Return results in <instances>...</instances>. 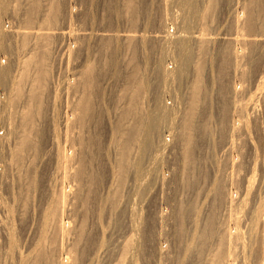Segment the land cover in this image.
Instances as JSON below:
<instances>
[{
  "label": "rangeland",
  "instance_id": "obj_1",
  "mask_svg": "<svg viewBox=\"0 0 264 264\" xmlns=\"http://www.w3.org/2000/svg\"><path fill=\"white\" fill-rule=\"evenodd\" d=\"M128 1L0 0V138H4L0 143V264H30L34 259L45 264L49 255L53 256L50 264L56 263L60 235L56 228H44L42 218L61 200L63 191L70 194L62 200L61 218L69 227L77 225L78 231L71 230L72 235L64 238L62 253L80 256L79 264H116L122 252L126 255L123 264H210L220 241L222 264H264V91L258 94L254 111L251 102L264 48H253L250 43L264 31L250 33L247 23L250 13L259 16L257 23L264 21V0H219L203 20L199 16L208 0H193L196 11L182 7L186 0H135L130 9ZM56 2L60 5L56 24L47 27L45 9ZM182 22L189 26L183 28ZM204 24L208 28L202 31ZM46 33H50L44 58L48 71L42 84L38 154L35 157L26 151L18 156L20 160L12 149L34 74L30 69L28 79L20 81L21 63L40 51ZM166 33L189 40L184 46L191 52L192 63L179 80L175 73L181 51L174 39L164 44L160 37ZM199 37L208 41L203 58L206 90L198 105L192 153L185 160L181 132L195 80ZM233 39L246 41L235 43ZM158 62L164 73L173 75L159 83L153 71ZM89 65L94 71L87 87L83 81ZM76 81L79 90L72 89ZM136 82L144 84L143 90L130 105ZM17 87L23 92L19 102L12 98ZM157 88L160 108L166 110V105L171 113L160 128L154 151L147 153L144 123L139 120L155 114L151 96ZM88 95L91 107L81 125L66 128L65 120L71 117L78 97L85 101ZM127 109L131 112L125 116ZM119 125L124 138L136 125L143 130L140 139L137 136L130 142L127 156L119 151ZM164 142L170 144L162 150ZM69 153L70 160L64 165L63 157ZM122 156L127 165L124 178H118L119 162L125 161ZM26 173L36 177L35 187L28 186ZM250 176L257 179L255 199L243 192L242 183ZM142 184L144 189H139ZM239 200L244 203L238 214ZM256 212L261 216L258 221ZM235 216L240 217L238 228L246 239L241 238L244 246L229 257L230 232V250L236 246ZM250 227L255 229L252 235L247 234ZM74 235L80 236L73 239ZM6 238L14 242L11 249Z\"/></svg>",
  "mask_w": 264,
  "mask_h": 264
},
{
  "label": "bare ground",
  "instance_id": "obj_2",
  "mask_svg": "<svg viewBox=\"0 0 264 264\" xmlns=\"http://www.w3.org/2000/svg\"><path fill=\"white\" fill-rule=\"evenodd\" d=\"M182 2H183V0H181ZM219 0H208L207 1V4H206V6L205 7H203V11H201L202 13H201V15L199 16V17H201V19L200 20H203V19H205V18H207V16L209 15V13H211L212 11H211V9L213 8V6L214 5H217L216 4V2H218ZM54 2V1H53ZM129 2V6L127 7V8H129L130 9V7H131V4L132 3H134V2H136L135 0H129L128 1ZM175 2V1H174ZM258 2V1H257ZM57 3V2H56ZM56 3L55 4H53V8L52 7H49L48 9H45V11H46V13H45V19H44V24L45 25H47V27H48V25H52V26H54L55 24H56V16H57V14H58V11H59V6H58V3H57V5H56ZM176 3H178V2H176ZM184 4H182L183 6L182 7H184V6H187V8L189 9V10H195L196 11V8H198V7H196V5L197 4H195V6H194V1L193 0H186L185 2H183ZM254 4V3H253ZM49 5V4H48ZM175 5V4H174ZM176 5H178V4H176ZM176 5H175V9H179L180 7H176ZM179 6V5H178ZM262 6V5H261ZM215 7V6H214ZM5 8V7H4ZM174 8V7H173ZM186 8V9H187ZM185 9V8H184ZM134 11L135 9H134V7L132 6V8H131V11ZM215 10V9H214ZM33 11H35V9L33 10ZM257 11H258V7H257ZM51 12V13H50ZM31 13H33V12H31ZM36 13V12H35ZM258 13V12H257ZM49 14H51V15H49ZM250 14H252V15H250V17H249V19H247L248 20V22L247 23H249V26H248V29H249V32L251 33V31H253V30H255V31H253V32H262V31H264V21H261V22H259L258 21V23L256 22L257 21V19H258V17L256 16V15H254L253 13H250ZM261 14V13H260ZM237 15V14H236ZM248 16V15H247ZM239 17V16H238ZM264 17V16H263ZM210 19V18H209ZM237 19V21L235 22V25L236 26H238V18H236ZM264 20V19H263ZM27 22H28V20H27ZM181 25H182V27L183 28H186V27H188L189 26V24H187V23H184V22H182L181 23ZM247 25V24H246ZM253 27H255V28H253ZM207 25L206 24H204V26H203V30L202 31H204V30H207ZM48 29V28H47ZM45 32V31H44ZM53 33V32H52ZM17 34V33H16ZM50 33H46V35L45 36H47V37H45L44 39H43V42H41V44H43V45H41L40 46V51H36V53H34V55H33V57H28L27 58V60H25V61H23L22 63H21V72H20V81H23V80H25V79H28L27 77H29V74H30V69H33V71H34V74L33 75H31L32 76V78H31V80H30V82H31V87H30V89H29V91H28V95H27V100H26V103L24 104V108L22 109V111L19 113V124H18V128H19V135L17 136V138H16V145L14 146V148L12 149V154L14 153V155L17 157V158H19L18 156H21V154L23 153V152H26V151H30L31 152V154H33L34 156L35 155H37L38 153L36 152V150H38L37 148H38V142H39V140H38V138H40V134H41V131H42V127H41V124H40V120H41V115H42V108H41V104H42V91H43V82H44V80H46V76H47V71H48V69H47V66H46V69H45V65H44V58H45V56H46V52H47V49H48V40L50 39L49 37H50V35H49ZM56 34V33H55ZM257 36H259V37H257ZM127 37V36H126ZM48 38V39H47ZM161 38V40L164 42V44L168 41V43H171L172 42V40L174 41V43H175V46L177 47V49L178 50H180L181 51V60H180V62L178 63V66H177V69H176V77H178L177 79L179 80V79H181V77L183 76V74L186 72V69H187V66L189 65V63L191 62L192 63V61L190 60L191 58H192V56H191V52L189 53L188 51H187V45L186 46H184L185 45V43L187 42V41H189L188 39H185L184 37H182L181 36V34L180 35H174V37H169V35H168V33H166V35H163L162 37H160ZM172 39V40H171ZM189 39H191L190 37H189ZM23 39H21V41H22ZM42 41V40H41ZM161 41V42H162ZM195 41V40H194ZM197 43H198V56H199V58H198V62H196V64H195V66L193 67L194 68V74H195V80H194V83H193V86H192V88H191V94H190V100H189V102H188V112H187V117H185V121H184V125H183V131L181 132L182 134H181V136H182V139H181V141L180 142H182V144H181V146H183L182 147V150L184 151L183 153L185 154V156H186V159L185 160H189L190 159V157H189V155H191V153H192V151H191V146L194 144V139H193V136H192V133L194 132V130L197 128V118H199V110H198V105H199V103H200V100L202 99L201 97L204 95V92H205V90H206V86H205V79H203L204 77H203V75L205 74L204 72L206 71L205 70V67H206V65H205V63H204V61H203V58H204V56H205V53H206V51L205 50H207L206 49V44L208 43V41H207V39H205L204 37L202 38V37H199L197 40ZM246 40L245 39H242V40H239V39H233V42H235V43H238V42H242V43H244ZM24 42V41H23ZM173 43V42H172ZM250 43L252 44V45H254V47L253 48H255L256 46H262V48H264V33L263 34H258V35H254V37L251 39V41H250ZM50 44V43H49ZM167 44V43H166ZM39 47V46H38ZM43 48V49H42ZM168 51V50H167ZM259 52V51H258ZM234 54H235V52H234ZM252 54V53H251ZM238 55V54H237ZM237 55H235L236 57H234V58H236V59H239L238 57H237ZM261 55V54H260ZM259 56V55H258ZM264 57V56H263ZM242 58V57H241ZM233 61H235V60H233ZM262 61V60H261ZM236 62H238V60H236ZM19 63V62H18ZM250 66V65H249ZM263 67L261 68V69H259L258 71H256L255 72V79H254V85H255V92H254V95H253V98H252V111H254L255 110V102H257V96H258V94L261 96V92H263L264 91V75H260V74H264L263 72H264V59H263V65H262ZM259 67V66H258ZM253 68V67H252ZM47 70V71H46ZM156 71V79H157V83H159L160 81H166V79H167V77L168 78H170V77H172L173 75H172V72H168V75H167V72L165 71V73H164V71L162 70V65H161V63H157V65L155 66V69L153 68V71ZM167 70V69H166ZM94 71V69H93V66L92 65H89L88 67H87V70L84 72V78H85V82L83 81V85H85V86H87L88 84H89V79H90V75H91V73ZM154 71V72H155ZM6 73V72H5ZM32 73V72H31ZM1 74V73H0ZM257 74L259 75V76H257ZM73 75V74H72ZM76 75V74H75ZM74 75V76H75ZM94 75V74H93ZM170 75H172V76H170ZM77 76H79V75H77ZM206 77V76H205ZM134 78V77H133ZM76 80V79H75ZM134 80V79H133ZM92 81V80H91ZM178 82V81H177ZM207 82V81H206ZM45 83V82H44ZM71 83V82H70ZM77 83L79 84V81H76V82H73V86H72V89H78V87H79V85H77ZM161 83H164V82H161ZM133 86V85H132ZM143 86H144V84L142 85V83H137L136 82V84L133 86L134 87V91H133V93H132V95H131V97H130V99H129V103H130V105H131V103L133 104V102L135 101V99H137L138 98V96H139V94H140V88H142L141 90H143ZM158 86V85H157ZM71 87V86H70ZM88 87V86H87ZM146 87V86H145ZM156 87V86H155ZM88 89V88H87ZM133 89V88H132ZM147 89H148V85H147ZM79 90V89H78ZM155 91H154V94H153V96H151L152 97V100H153V109L152 110H154L155 111V114L154 115H146L145 114V117H142V118H140V120L139 121H141V122H143L144 123V128H143V130H144V132H145V137H144V139H143V141H145L144 142V144H143V148H144V152H147V153H149V151L150 152H152L151 150H153L154 151V149H155V146H156V138L157 137H159V131H160V128H161V126L163 125L164 126V124L166 123V118L168 117V116H166L167 114H169V113H171V111L170 110H168V108L170 109V107H166V105L164 106L165 107V109L166 110H162L161 108H160V105H159V103H160V97H161V94H160V91H159V89L157 88V89H154ZM223 91V90H222ZM257 91H259V92H257ZM142 92V91H141ZM236 92H238V90L235 88L234 89V93L236 94ZM220 93H221V91H220ZM23 94V92H22V89L21 88H19V87H17L16 89H15V91L13 90L12 91V98L14 97V101H16V102H19V99L21 98V95ZM82 94V93H81ZM203 94V95H202ZM130 95V94H129ZM243 95V94H242ZM164 96V95H163ZM11 98V99H12ZM92 99V98H91ZM91 99H90V95H88L87 97H86V99H85V101L83 100V97H78V99H77V101H76V104H75V106L72 108V111H71V117L70 118H68V116H67V119L65 120V127L66 128H68L69 129V127L70 126H73L74 127V125L75 124H78V126H80L81 125V123H82V120L84 119L83 117H86V115H87V112L90 110V107H91ZM263 99H264V97H263ZM131 100V101H130ZM249 100H250V98H249ZM128 103V104H129ZM225 103V102H224ZM259 103V102H258ZM8 104H11V102H10V100H9V102H8ZM14 104V103H13ZM257 104V103H256ZM137 105V104H136ZM133 106V105H132ZM223 106V105H222ZM239 106V105H238ZM225 106H223V108H224ZM248 107V106H247ZM75 108V109H74ZM131 108V107H130ZM129 108V109H130ZM134 108V107H133ZM132 109V108H131ZM222 109V108H221ZM225 109V108H224ZM249 109H251V108H249ZM133 110V109H132ZM135 110H136V108L134 109V111H128V109H127V111L125 112V116H127V114L128 113H135ZM173 110V109H172ZM76 111V113H74ZM202 111V110H201ZM207 111V110H206ZM258 111V110H257ZM19 112V111H18ZM212 112V111H211ZM66 113H67V111H66ZM173 114V113H172ZM186 114V113H185ZM219 114H220V112H219ZM257 115V114H256ZM123 116V115H122ZM121 116V117H122ZM212 116V115H211ZM220 116H223V115H220ZM225 116H226V114H225ZM17 117V116H16ZM207 117H209V116H207ZM66 118V117H65ZM127 118V117H126ZM212 118V117H211ZM211 118H209V119H211ZM218 118V117H217ZM226 118V117H225ZM121 119V118H120ZM123 119H124V117H123ZM219 119V118H218ZM222 119H224V118H222ZM222 119H221V121H222ZM69 120H70V123H69ZM54 121V120H53ZM138 121V122H139ZM207 121H209L208 119H207ZM201 122V121H200ZM143 123H141V124H143ZM203 123V122H202ZM207 123V122H206ZM204 124V123H203ZM69 125V126H68ZM207 125V124H206ZM237 125V124H236ZM76 126V125H75ZM120 126L121 125H119V128H120ZM203 126V125H202ZM208 127V126H207ZM206 127V128H207ZM222 127V126H221ZM15 128V127H14ZM77 128V127H76ZM118 128V129H119ZM199 128H201V127H199ZM246 128V127H245ZM202 129H204L203 127H202ZM201 129V130H202ZM72 130V129H71ZM140 130H142V128L140 129ZM139 126H135V127H133V129H132V131L130 132V134L127 136L126 135V137L124 138V135H123V132H122V130H121V128L118 130V137L117 138H119L120 139V142H119V144L118 145H120V152L124 155V156H127V154H129V146H130V142H134V140L135 139H137V136H138V138L140 137V135L141 134H139ZM143 130H142V132H143ZM206 130V129H205ZM254 130V129H253ZM66 131H67V129H66ZM203 131V130H202ZM141 132V133H142ZM204 132H206V131H204ZM220 132V131H219ZM207 133V132H206ZM211 133V132H210ZM209 133V134H210ZM15 134V133H14ZM139 134V135H138ZM143 134V133H142ZM184 134V135H183ZM204 134V133H203ZM208 134V133H207ZM0 136H3V135H0ZM144 136V135H143ZM205 136V135H204ZM243 136V135H242ZM263 136H264V134L262 135V138H263ZM210 138V137H209ZM222 138V137H221ZM255 138V137H254ZM124 139V140H123ZM140 139V138H139ZM258 139H259V137H258ZM261 139V138H260ZM196 140V139H195ZM252 140H254V139H252ZM264 141V140H263ZM4 143V138H0V143ZM232 142V141H231ZM254 142V141H253ZM252 142V143H253ZM258 142V141H257ZM3 143H2V145H3ZM71 143H73V142H71ZM263 143V142H262ZM135 144H137V143H135ZM167 144H170V142L169 143H166V142H164V143H162V150H164L166 147H167ZM220 144V143H219ZM253 145V144H252ZM73 146V144H71V149L73 148L72 147ZM254 146V145H253ZM158 147V146H157ZM258 147V146H257ZM256 147V148H257ZM264 147V146H263ZM198 148V147H197ZM252 148H255V147H252ZM143 150V149H142ZM141 150V151H142ZM253 150V149H252ZM256 151V150H255ZM29 152V153H30ZM73 152V151H72ZM143 152V151H142ZM141 152V153H142ZM34 153H36V154H34ZM256 152H254V154H255ZM70 154V156L68 155H64V157H63V164L65 165V163H67V162H69V158L71 157V153H69ZM258 154V153H257ZM13 155V156H14ZM32 155V156H33ZM184 156V157H185ZM188 156V157H187ZM15 157V158H16ZM36 157V156H35ZM183 157V158H184ZM21 158V157H20ZM19 158V159H20ZM252 158V157H251ZM254 158H255V156H254ZM121 159H123V160H125V161H122V162H119L120 164L118 165V170H117V175H118V178H121V177H123L124 178V175H125V170H126V157H121ZM16 160V159H15ZM21 160V159H20ZM33 160V159H32ZM184 160V159H183ZM185 160H184V162H185ZM253 160V159H252ZM251 160V161H252ZM254 160H257V159H254ZM261 164V163H260ZM129 166V165H128ZM253 166H255V161H254V165ZM263 166V165H262ZM241 167V166H240ZM117 168V167H116ZM31 169V168H30ZM232 170V169H231ZM28 171V170H27ZM79 171V170H78ZM30 172H32V169H31V171ZM250 172L252 173V174H254V168H252L251 170H250ZM32 174V173H31ZM26 175H27V177H26V181H27V184H28V186L29 187H31V188H33V187H35V183H34V180L36 179V177H35V179L33 178V176L32 175H28L27 173H26ZM25 175V176H26ZM246 175V174H245ZM77 178H78V175L76 176ZM256 177H249V178H245L244 180V182L242 183V184H244L245 186H244V190H243V192H244V196H246L247 195V197L249 196V194L251 193V195L253 196V198L255 199L256 198V195H258V194H255V192H257V179H255ZM33 179V180H32ZM243 179V178H242ZM120 180V179H119ZM231 180V179H230ZM235 181V180H234ZM36 182V181H35ZM232 182V181H231ZM215 184V183H214ZM234 185V184H233ZM260 186V185H259ZM143 187H145V185H140V188L139 189H141V188H143ZM30 188V189H31ZM29 189V190H30ZM144 189V188H143ZM143 189H142V191H143ZM76 190V189H75ZM138 190V189H137ZM215 192V191H214ZM240 192H242V191H240ZM198 193V192H197ZM229 193H231V192H229ZM258 193V192H257ZM69 195L68 194V192H66L65 193V191H63L62 192V194H61V200L59 199V202H57V204H55L56 206H54V208L53 209H51L50 211H48V212H46L45 213V215H44V218H42L43 219V225L45 224V227L44 228H52V229H57V232L59 233V237H60V240H61V243H60V247L58 248L59 249V256H58V260H56V263H54V264H79V261H80V259H81V257L79 256V258H75V256H73L74 254H72V255H69V251L68 250H66V251H68L67 253H62L63 252V240H64V238L66 237V236H69L70 234H71V230H72V233H74L75 231H78V227H77V225L76 226H73V227H69V224L66 222H64L63 220H62V218H61V213H62V211H64V205H63V202H62V200L65 198V195ZM219 194V193H218ZM229 195V194H228ZM239 195H241V194H239ZM219 196V195H218ZM232 197V196H231ZM230 197V198H231ZM235 197V196H234ZM246 197V198H247ZM263 197V196H262ZM229 198V197H228ZM230 198H229V200H230ZM240 198V197H239ZM243 199V198H242ZM228 200V201H229ZM236 200H237V198H236ZM241 200V199H240ZM239 200V202H238V209H237V211H238V214H239V212H240V210H242V208L240 209V206H241V202H243L244 203V201L242 200V201H240ZM257 200V199H256ZM255 200V201H256ZM211 201V200H210ZM213 201V200H212ZM231 201V200H230ZM229 201V202H230ZM235 201V200H234ZM238 201V200H237ZM260 201V200H259ZM214 203H215V201H214ZM232 203V205H233V202H231ZM230 203V204H231ZM256 203V202H255ZM248 204V203H247ZM253 204H254V202H253ZM260 204H263V202L262 203H260ZM260 204H257V205H260ZM79 206V205H78ZM256 206V205H255ZM235 207V206H234ZM260 207H262V206H260ZM229 208V207H228ZM244 208V207H243ZM254 208V207H253ZM253 208H251V209H253ZM255 208H257V207H255ZM230 209V208H229ZM250 209V210H251ZM257 210V209H256ZM230 211H231V209H230ZM255 211V210H254ZM258 211V210H257ZM80 212V211H79ZM249 212H251V211H249ZM257 213V212H256ZM255 213V219L257 220V219H260L259 217H261V216H259L260 214H259V212L256 214ZM241 214H242V212H241ZM254 214V213H253ZM243 215V214H242ZM250 215V214H249ZM248 215V216H249ZM231 216V215H230ZM250 218H251V215L249 216ZM231 218V217H230ZM239 216H235V218H233L234 219V221H233V226H234V223L236 222V228L238 229H236V234H234L235 236H234V242H236V243H234L236 246L234 247L233 245V249L234 250H230V248H231V240H232V238L231 237H233L232 236V234H231V232L230 231H228V232H230L229 233V235H227V242H228V247H227V250H228V254H229V257H231L232 256V252L234 251L235 252V249L237 250V248L238 247H240V248H238L239 250L240 249H242V247L244 246H241V242H240V240H241V231L239 230L240 228H238L239 226L238 225H240L239 224ZM132 219V218H131ZM159 219H160V217H159ZM229 219V218H228ZM252 219V218H251ZM254 219V218H253ZM254 219V220H255ZM139 220H140V218H139ZM253 220V221H254ZM255 220V221H256ZM4 221V220H3ZM245 221V220H244ZM253 221H252V223H253ZM255 221H254V225H255ZM258 221V220H257ZM76 222V221H75ZM139 222V221H138ZM3 223V222H2ZM207 223V222H206ZM252 223H250V224H252ZM258 223V222H257ZM4 224H6V223H4ZM4 224H2V225H4ZM133 224V223H132ZM131 224V225H132ZM232 224V223H231ZM73 225V224H72ZM212 225V224H211ZM246 225V224H245ZM8 227V225H5L4 227ZM133 226V225H132ZM210 226V225H209ZM252 226V225H251ZM75 227H77V228H75ZM131 227V226H130ZM255 227V226H254ZM254 227H250V231L248 230L247 232V234H249L250 233V235H252V233L255 231V229H254ZM2 228V227H1ZM43 228V227H42ZM43 228V229H44ZM233 229H235V228H233ZM263 229H264V224H263V228H262V234H263ZM6 230V229H5ZM8 230V229H7ZM43 231V230H42ZM45 231V230H44ZM81 231V230H80ZM79 231V232H80ZM5 232V231H4ZM7 232V231H6ZM46 232V231H45ZM44 232V233H45ZM56 232V233H57ZM227 232V233H228ZM258 233V232H257ZM8 235V234H7ZM42 235H43V233H42ZM72 235V234H71ZM77 235V234H76ZM260 235H261V233H260ZM80 236V235H79ZM79 236H77V237H79ZM254 236V235H253ZM10 237V236H9ZM58 237V238H59ZM74 237H75V235L73 236V239H74ZM77 237H75V239H78ZM245 237V236H244ZM242 238V239H246V238ZM255 237V236H254ZM47 238V237H46ZM67 238V237H66ZM134 238V237H133ZM248 238H249V235H248ZM6 239H8V243H7V246H8V249H11L12 248V245H13V240L11 239V238H6ZM5 239V240H6ZM44 239V238H43ZM4 240V241H5ZM68 240V239H67ZM102 240V239H101ZM129 240V239H128ZM220 240V239H219ZM74 241V240H73ZM77 241V240H76ZM79 241V240H78ZM130 241H131V239H130ZM246 241V240H245ZM244 241V242H245ZM249 241H251V239L249 240ZM254 241H255V239H254ZM261 241L263 242V235H262V239H261ZM47 242H48V240H47ZM221 242L222 241H220V242H218V248L216 249L217 250V252H216V254H215V256H213L212 257V259H211V261H210V264H222V260H223V253H222V251L220 252V246L222 245L221 244ZM233 242V241H232ZM240 242V243H239ZM253 242V241H252ZM251 242V243H252ZM46 242H44V244H45ZM75 243V242H74ZM74 243H73V245H74ZM78 243V242H77ZM125 243V242H124ZM123 243V244H124ZM132 243V242H131ZM254 243V242H253ZM47 244V243H46ZM141 244V243H140ZM246 244V243H245ZM78 245V244H77ZM125 245H127V243H125ZM125 245H124V247H125ZM261 245V244H260ZM262 245H263V243H262ZM128 246V245H127ZM132 246H134V245H132ZM74 247H75V245H74ZM73 247V248H74ZM94 247V246H93ZM121 247V246H120ZM248 247V246H247ZM253 247V246H252ZM263 247V246H262ZM123 247H121V249H122ZM126 248H128V247H126ZM250 248H251V246H250ZM44 249V248H43ZM72 249V248H71ZM77 249V248H76ZM75 249V250H76ZM79 249H80V247H79ZM121 249H120V252H121ZM245 249V248H244ZM253 249V248H252ZM251 249V250H252ZM45 250V249H44ZM248 250V249H247ZM38 251V250H37ZM43 251V250H42ZM46 251V250H45ZM65 251V252H66ZM17 252V251H16ZM76 252H78L77 250L75 251V253ZM18 253V252H17ZM38 254H39V251L37 252ZM74 253V252H73ZM79 253V252H78ZM77 253V254H78ZM160 253V252H159ZM231 253V254H230ZM244 253V252H243ZM19 254V253H18ZM53 254V253H52ZM80 254V253H79ZM122 254H123V252H122ZM122 254L120 255V260L116 263V264H123V260H122V257L125 255H123L122 256ZM251 254V253H250ZM40 255V254H39ZM58 255V254H57ZM62 255H64V257H62ZM44 256V255H43ZM46 256V255H45ZM81 256H82V254H81ZM126 256V255H125ZM244 256V255H243ZM18 257V256H17ZM21 257V256H20ZM57 257V256H56ZM77 257H78V255H77ZM119 257V256H118ZM234 257V256H233ZM239 257V256H238ZM240 257H242V255L240 256ZM246 257V256H245ZM25 258V257H24ZM23 258V259H24ZM52 258H53V256H51L50 257V255L49 256H47L46 258H45V264H50L51 262H52ZM126 258V257H125ZM236 258V257H235ZM234 258V259H235ZM41 258H39V260H40ZM79 259V260H78ZM244 259V258H243ZM26 260V259H25ZM25 260H23L24 261V263H25ZM38 260V259H37ZM228 260H230V259H228ZM240 260V259H239ZM22 261V260H21ZM43 261V260H42ZM129 261V260H128ZM241 261V260H240ZM41 262V260L39 261V263ZM131 262V261H130ZM231 262H232V260H231ZM245 262V261H244ZM17 263H18V261H17ZM42 263V262H41ZM238 263H240V262H238ZM242 263V262H241ZM30 264H38V262L36 263L35 262V259L32 261V262H30ZM231 264V263H230ZM243 264H245V263H243Z\"/></svg>",
  "mask_w": 264,
  "mask_h": 264
}]
</instances>
